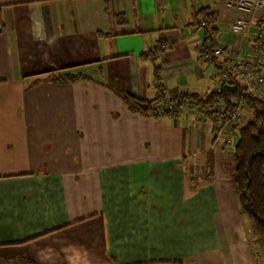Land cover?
Returning <instances> with one entry per match:
<instances>
[{
    "label": "crops",
    "instance_id": "0c3cea01",
    "mask_svg": "<svg viewBox=\"0 0 264 264\" xmlns=\"http://www.w3.org/2000/svg\"><path fill=\"white\" fill-rule=\"evenodd\" d=\"M200 9L222 46L213 60ZM237 17L254 23L233 35ZM0 21V264H259L220 167L234 124L122 100L203 98L220 69L246 89L255 12L225 0H0ZM59 72L76 78L55 83Z\"/></svg>",
    "mask_w": 264,
    "mask_h": 264
},
{
    "label": "trees",
    "instance_id": "16d2710c",
    "mask_svg": "<svg viewBox=\"0 0 264 264\" xmlns=\"http://www.w3.org/2000/svg\"><path fill=\"white\" fill-rule=\"evenodd\" d=\"M213 12L207 9H200L194 13L195 18L203 17L194 22L197 28H203L204 37L210 39L211 33L215 30L209 28ZM4 30L0 21V33ZM161 51L159 46L150 53L156 56ZM209 59L216 58L208 47ZM158 72L157 67L154 73ZM53 82H72L76 77L69 74H52ZM217 77V76H216ZM217 80V79H216ZM216 88V85H215ZM212 91L205 97L195 94L179 95L173 104V110H180L184 103H195L199 108L208 111L206 117L212 121L225 122L233 113L235 102L244 100L246 111L251 114L246 120L238 121L233 125V134L236 137L235 146L232 151V158L235 164L233 185L237 197L239 212L247 217L255 239L264 241V100L254 94H244L245 87L233 81L231 78L228 85L223 86L219 92ZM158 92H161V85L158 84ZM158 98V97H157ZM157 98L153 100L136 99L130 95H122V100L127 108L139 114L152 116L171 115L170 110L156 107ZM215 123V122H214ZM216 124V123H215ZM256 240V241H257Z\"/></svg>",
    "mask_w": 264,
    "mask_h": 264
},
{
    "label": "built area",
    "instance_id": "2783aa9c",
    "mask_svg": "<svg viewBox=\"0 0 264 264\" xmlns=\"http://www.w3.org/2000/svg\"><path fill=\"white\" fill-rule=\"evenodd\" d=\"M226 4L234 9H237L241 13H253L257 14L259 21H262L259 26L258 35L256 40L252 42V54L249 57L244 58L242 61L241 76L246 78L248 75L253 76L251 79V85L247 86L244 90V94H256L259 97L264 96V0H225ZM254 22L251 19H246L244 17H237L229 25V31L233 35H239L246 32ZM209 45L213 55L216 57L222 54V46L213 37L209 39ZM216 88L215 91L219 92L223 86L228 85L229 79L232 77V73L227 69H220L216 74ZM185 107L198 108L195 103H184L181 109ZM165 110L171 111V116L176 115L180 110L174 111L173 104H165ZM246 103L244 100L236 101L233 113L225 122H220L219 120H214L217 125L227 126L226 131H228V124H236L241 121L242 115L246 112ZM208 111L206 109H201L199 116L205 118ZM229 142V141H228ZM196 173V169L193 170ZM209 170H207V174Z\"/></svg>",
    "mask_w": 264,
    "mask_h": 264
},
{
    "label": "rangeland",
    "instance_id": "374dc122",
    "mask_svg": "<svg viewBox=\"0 0 264 264\" xmlns=\"http://www.w3.org/2000/svg\"><path fill=\"white\" fill-rule=\"evenodd\" d=\"M264 94V92H263ZM192 155V153H191ZM230 157V156H229ZM228 160V159H227ZM225 161L223 163L220 164V167H222V173L224 171V173L229 176V183L232 184L233 188V177H234V162H233V158H230L229 160V164L228 161ZM236 202H237V207H238V211H239V205H238V201H237V197H236ZM242 215V214H241ZM243 219H244V226L246 227V235L244 236L245 239L247 240V250L248 253H253L255 254V259L259 264H264V241H258L257 239H255V235L252 232L251 226L247 220V217L242 215ZM257 240V243L256 241Z\"/></svg>",
    "mask_w": 264,
    "mask_h": 264
}]
</instances>
